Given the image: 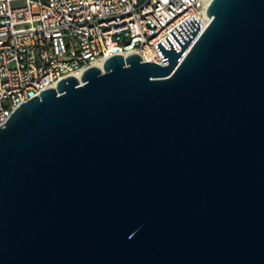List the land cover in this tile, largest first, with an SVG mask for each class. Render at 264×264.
Here are the masks:
<instances>
[{"label": "water", "instance_id": "water-1", "mask_svg": "<svg viewBox=\"0 0 264 264\" xmlns=\"http://www.w3.org/2000/svg\"><path fill=\"white\" fill-rule=\"evenodd\" d=\"M207 13L0 125V264H264V0Z\"/></svg>", "mask_w": 264, "mask_h": 264}, {"label": "built area", "instance_id": "built-area-1", "mask_svg": "<svg viewBox=\"0 0 264 264\" xmlns=\"http://www.w3.org/2000/svg\"><path fill=\"white\" fill-rule=\"evenodd\" d=\"M211 0H0V125L27 102L111 56L166 65L156 45Z\"/></svg>", "mask_w": 264, "mask_h": 264}]
</instances>
